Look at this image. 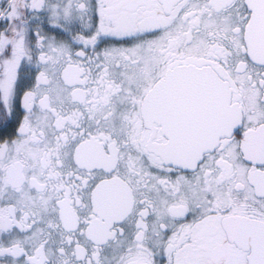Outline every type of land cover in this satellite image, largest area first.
<instances>
[{
  "label": "snow or ice",
  "instance_id": "6c2138e0",
  "mask_svg": "<svg viewBox=\"0 0 264 264\" xmlns=\"http://www.w3.org/2000/svg\"><path fill=\"white\" fill-rule=\"evenodd\" d=\"M0 264H264V0H0Z\"/></svg>",
  "mask_w": 264,
  "mask_h": 264
}]
</instances>
